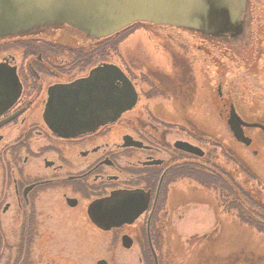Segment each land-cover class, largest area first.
I'll return each mask as SVG.
<instances>
[{
    "label": "flooded vegetation",
    "instance_id": "1",
    "mask_svg": "<svg viewBox=\"0 0 264 264\" xmlns=\"http://www.w3.org/2000/svg\"><path fill=\"white\" fill-rule=\"evenodd\" d=\"M244 34L245 30L236 37L203 36L208 41L236 43ZM83 39L101 42L107 38L95 40L63 26L0 40V264L32 261L33 246L42 244L38 240L46 232L59 237L42 238L43 244H59L67 241L65 233L80 236L78 231L83 229L96 231L116 252L134 249L141 264H160L164 229L175 225L164 212L170 188L180 181H195L197 172H208L197 164L211 160L203 147L206 144L197 141L194 120L187 126L164 120V116L174 117L167 105L160 116L146 106L142 111L146 119L131 116L144 99L175 97L181 87L176 89L162 78L160 87L147 84L149 91L142 93L129 69L105 61L106 51L99 46L79 45ZM230 52L229 47L224 51ZM210 60L207 86L216 88L221 103L215 112L235 140L228 124L233 112L246 123H260L244 120L229 102L220 63ZM108 66L118 68L132 84L135 106L97 128L71 136L55 133L45 120L55 93ZM103 75L115 76L110 69ZM190 79L184 84L188 94L195 83ZM89 90L94 95L95 89ZM192 103L187 101L183 109L189 119L197 115ZM113 112L103 111L109 116ZM248 130L262 131L244 127L251 140ZM100 261L109 264L105 259L96 264Z\"/></svg>",
    "mask_w": 264,
    "mask_h": 264
},
{
    "label": "rangeland",
    "instance_id": "2",
    "mask_svg": "<svg viewBox=\"0 0 264 264\" xmlns=\"http://www.w3.org/2000/svg\"><path fill=\"white\" fill-rule=\"evenodd\" d=\"M243 18L245 34L236 43L208 41L197 32L140 23L121 43L113 41L110 49L103 42L86 39L79 44L86 48L102 45L104 60L129 69L142 93L149 91L147 84L160 87L162 78L175 84L176 89L181 87L175 97L144 99L131 116L146 119L142 112L145 106L160 116L167 105L174 117L163 119L183 126L194 120L197 141L206 144L203 147L211 161L206 164L198 160L197 164L208 172L170 188L164 212L175 225L164 229L160 264H264V233L225 209L230 195L237 193L235 184L264 204V134L248 130L252 146L237 143L225 120L216 115L221 104L216 88L206 82L210 79L207 63L211 58L220 63V78L225 81L229 102L247 122L264 125V0H248ZM221 46L224 48L219 49ZM228 47L231 52L225 54ZM189 79L195 83L193 93L188 94L184 84ZM190 100L191 109L197 113L191 119L183 111ZM222 185L228 189L226 193ZM78 233L80 236L65 233L67 241L63 243L43 244L42 238L52 241L59 237L46 232L39 237L42 244L33 246L32 261L26 259L22 264H96L101 259L109 264H141L134 249L116 252L96 231L83 229ZM72 238L84 243H75Z\"/></svg>",
    "mask_w": 264,
    "mask_h": 264
},
{
    "label": "water",
    "instance_id": "3",
    "mask_svg": "<svg viewBox=\"0 0 264 264\" xmlns=\"http://www.w3.org/2000/svg\"><path fill=\"white\" fill-rule=\"evenodd\" d=\"M247 2L248 0H0V40L63 26L88 38L102 40L136 23L183 29L204 36L236 37L244 31L242 16ZM107 69L113 71L114 78L103 75V71ZM90 88L95 89L94 95H91ZM114 92L117 96H114ZM136 102L137 94L132 84L118 68L108 66L94 71L87 79L56 92L48 104L45 120L55 133L71 136L70 134L116 121L124 111L133 108ZM104 110L114 112L109 116L103 113ZM228 124L235 140L246 147L251 146L252 140L245 136L244 127L264 132V126L246 123L235 112L230 116ZM200 151L196 148L197 154L202 156ZM98 264L106 262L100 261ZM155 264H158L157 261Z\"/></svg>",
    "mask_w": 264,
    "mask_h": 264
},
{
    "label": "trees",
    "instance_id": "4",
    "mask_svg": "<svg viewBox=\"0 0 264 264\" xmlns=\"http://www.w3.org/2000/svg\"><path fill=\"white\" fill-rule=\"evenodd\" d=\"M140 23H136L121 32L116 33L115 35L107 38L103 42L102 45L112 48V42L118 40L117 43H121L125 38H127L134 30L137 29ZM101 45V48H103ZM245 171V170H244ZM199 174V173H197ZM245 175L250 176L247 172H244ZM199 174L198 176H200ZM208 184V183H203ZM237 193L230 195L232 197L228 201H230L229 205L226 204L225 209L235 213L237 218L248 225L249 227L257 230L260 233H264V204L255 199L248 191H246L243 187L238 184H235ZM223 191L228 190L226 186L222 185ZM229 207V208H228Z\"/></svg>",
    "mask_w": 264,
    "mask_h": 264
},
{
    "label": "bare ground",
    "instance_id": "5",
    "mask_svg": "<svg viewBox=\"0 0 264 264\" xmlns=\"http://www.w3.org/2000/svg\"><path fill=\"white\" fill-rule=\"evenodd\" d=\"M135 38H138L137 35L135 36Z\"/></svg>",
    "mask_w": 264,
    "mask_h": 264
}]
</instances>
